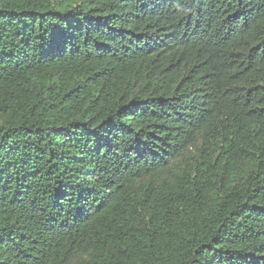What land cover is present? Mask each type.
Listing matches in <instances>:
<instances>
[{
	"label": "trees",
	"instance_id": "obj_1",
	"mask_svg": "<svg viewBox=\"0 0 264 264\" xmlns=\"http://www.w3.org/2000/svg\"><path fill=\"white\" fill-rule=\"evenodd\" d=\"M0 264H264V0H0Z\"/></svg>",
	"mask_w": 264,
	"mask_h": 264
}]
</instances>
